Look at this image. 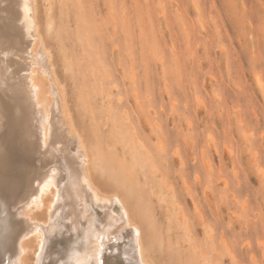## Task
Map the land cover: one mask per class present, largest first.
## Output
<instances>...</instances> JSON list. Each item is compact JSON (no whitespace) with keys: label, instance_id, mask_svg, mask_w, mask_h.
Returning <instances> with one entry per match:
<instances>
[{"label":"rangeland","instance_id":"374dc122","mask_svg":"<svg viewBox=\"0 0 264 264\" xmlns=\"http://www.w3.org/2000/svg\"><path fill=\"white\" fill-rule=\"evenodd\" d=\"M7 5L0 37L24 61ZM36 5L66 109L98 165L93 180L104 194L128 199V210L132 203L155 264H264V0ZM0 84L13 112L6 138L14 143L3 149L16 154L27 147L21 104ZM34 159L13 180L0 161L1 211L33 191L44 168ZM59 247L71 253L68 242ZM51 251L44 264H59ZM111 259L125 264L118 252Z\"/></svg>","mask_w":264,"mask_h":264},{"label":"bare ground","instance_id":"6f19581e","mask_svg":"<svg viewBox=\"0 0 264 264\" xmlns=\"http://www.w3.org/2000/svg\"><path fill=\"white\" fill-rule=\"evenodd\" d=\"M5 4H9L7 6L13 16L10 33L20 39L22 44L19 45L25 47L27 55L24 61L15 58L11 52L13 50L10 51V42L3 44L0 37V80L5 90L21 104L20 136L27 147L23 148L22 144L23 151L16 154L3 149H12L14 138H10V135L9 139L6 138L10 127L9 108L11 110L12 107L6 105L0 91V161L6 171V180H13L14 172L16 177L26 173L27 169L33 167L32 163L28 168L35 156H39V163L44 168H39L41 174L32 177L33 191L29 192L23 203L14 206L8 199L2 203L0 264H44L51 256V250L54 251L52 256L60 259L59 264H101V260L102 264H119L115 259L105 261L114 252H118L125 264H155L149 244L152 241L149 240V245L142 241L137 220L131 218L136 213L128 212L132 203L128 210V199L125 201V197L116 193L104 194L93 180L92 173L97 170L94 168L95 171L91 172V152L82 132L74 125L60 85L58 87L51 52L39 28L36 0H0V10ZM50 23L46 24V30L51 27ZM2 33L6 35L8 32L0 29V36ZM14 133L16 137L17 133L19 136V132ZM76 238L80 240L77 245L74 243ZM152 238L155 240V237ZM65 241L71 244V253L67 254L63 247H59Z\"/></svg>","mask_w":264,"mask_h":264},{"label":"snow or ice","instance_id":"6c2138e0","mask_svg":"<svg viewBox=\"0 0 264 264\" xmlns=\"http://www.w3.org/2000/svg\"><path fill=\"white\" fill-rule=\"evenodd\" d=\"M137 234H139V233H137ZM101 264H102V260H101Z\"/></svg>","mask_w":264,"mask_h":264}]
</instances>
